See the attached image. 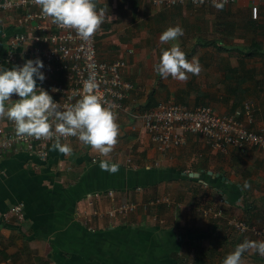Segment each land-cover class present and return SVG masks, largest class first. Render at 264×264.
<instances>
[{"label": "crops", "instance_id": "1", "mask_svg": "<svg viewBox=\"0 0 264 264\" xmlns=\"http://www.w3.org/2000/svg\"><path fill=\"white\" fill-rule=\"evenodd\" d=\"M147 1L96 0L97 8L106 10L97 31V56L124 62V79L134 86L117 114L120 134L107 158L119 164V171H102L100 161L105 158L71 140L61 141L71 146L70 155L48 145L45 162L23 149L4 153L0 213L23 203L25 216L22 223L0 225V264H190L187 256L197 250L202 255L194 261L208 264L203 251L216 249L213 254L222 255V247L233 244L222 231L228 219L259 221L264 228L263 152L231 148L217 153L199 136L185 135L184 145L161 153L141 118L165 102L188 109L208 107L218 116L241 110L250 100V130L264 129V54L248 55L253 40L262 41L264 52V31L259 32L264 6L254 27L247 10L253 0H239L222 10H157ZM176 25L184 35L162 44L160 35ZM15 32L10 16L2 14L0 59ZM173 43H179L189 60L199 58L198 76L188 74L181 82L154 71L162 51ZM19 99L13 94L14 102ZM245 182L250 187L245 188ZM108 191L118 205L134 201L156 206L113 220L107 217L112 206L105 197ZM206 209L221 211L222 217L206 218Z\"/></svg>", "mask_w": 264, "mask_h": 264}, {"label": "built area", "instance_id": "2", "mask_svg": "<svg viewBox=\"0 0 264 264\" xmlns=\"http://www.w3.org/2000/svg\"><path fill=\"white\" fill-rule=\"evenodd\" d=\"M238 1L227 0L225 6ZM147 2L157 10L184 6L215 8L213 0H203L202 3H193V0H148ZM247 10L249 20L256 22L258 7L255 2H251ZM2 14L10 16L16 34L8 37L0 66H6L10 70L16 65L23 66L27 60L40 59L45 66L41 72L46 78L43 82L37 79V86L48 91L55 102L62 105L74 104L85 94V85L92 84L103 101L116 114L123 109V104L129 98L134 86L124 79L123 72L126 69L124 62L103 61L98 58L97 32L89 39H83L74 29L60 27L53 23L52 18L43 16L40 6L36 5L34 0H0V16ZM53 88L58 91L53 92ZM252 113L253 107L250 102L243 103L241 110H236L230 115L218 116L208 107L197 106L188 109L182 105L165 102L143 113L141 118L151 142L161 153L184 145L185 135L199 136L209 150L217 153L224 154L231 148L242 151L256 149L264 153V129L259 132L250 130ZM4 119L5 117L0 118V159L4 153L18 148L40 162H45L47 147L54 143V140L17 137L14 122L8 119L10 124L6 125ZM67 140L81 142L74 136L61 138V141ZM105 197L112 205L107 217L113 220L118 217H129L139 209L149 211L156 206L153 202L141 204L134 201L118 205L115 203L113 191H108ZM163 203L171 206L165 201ZM94 214L99 215L96 211ZM202 214L211 220H219L222 217L221 211L216 212L212 209H206ZM24 216L23 203L11 205L6 212L0 213V225L22 223ZM225 222L238 234L254 235V232L246 229L241 221L228 219Z\"/></svg>", "mask_w": 264, "mask_h": 264}, {"label": "clouds", "instance_id": "3", "mask_svg": "<svg viewBox=\"0 0 264 264\" xmlns=\"http://www.w3.org/2000/svg\"><path fill=\"white\" fill-rule=\"evenodd\" d=\"M203 0H193L202 3ZM227 0L217 2L213 6L222 10ZM41 8V14L52 18L53 23L60 27L74 29L87 40L92 37L106 16L105 9H98L96 0H34ZM184 35L180 25L168 27L159 37L162 44L175 42ZM45 66L40 59L27 60L23 66H13L10 70L0 66V118L7 117L15 124L17 137H34L36 139L54 140V150L70 155L72 148L68 143H61L62 137L74 136L83 144L91 146L102 157V171L116 173L119 164L112 163L109 154L114 150L120 134L117 114L103 101L100 93L92 84H86L82 98L74 104H61L54 101L48 91L37 86L45 80L41 72ZM154 71L163 79L186 82L188 74L199 75L202 65L198 57L189 60L179 43H173L162 51L160 61ZM53 92L58 91L53 88ZM13 94L21 99L12 100ZM245 188L250 185L245 182ZM255 250L264 257V240H245L227 255L223 264H245L244 253Z\"/></svg>", "mask_w": 264, "mask_h": 264}, {"label": "rangeland", "instance_id": "4", "mask_svg": "<svg viewBox=\"0 0 264 264\" xmlns=\"http://www.w3.org/2000/svg\"><path fill=\"white\" fill-rule=\"evenodd\" d=\"M255 2V4L258 7L260 5L264 6V0H253ZM259 12V11H258ZM246 102H250L252 104V102L250 100L246 101ZM253 107V105H252ZM240 222V221H239ZM242 222L245 224L246 229H248L249 231L254 232V235L252 233H245V234H238L234 228H229L226 225L224 226V228H222V231L225 233V235H227L232 241L233 244H231V242H229L230 247L227 246V243L224 245V247H222V255L220 253L219 254H215L214 257H212L211 260H209L208 264H223L224 259L227 257L228 254H230L231 252H233L236 248L237 245L243 243L245 240H250V241H258V240H264V228H262V226L257 225V223H259V221H255L253 220L252 222H246L244 220H242ZM201 250H197V252L194 255H188L187 259L188 263L193 264L192 261H194V258L196 256L201 257ZM243 259L245 261V264H255V263H262L264 264V258L261 257L258 252H256L255 250H250L246 253H244L243 255Z\"/></svg>", "mask_w": 264, "mask_h": 264}, {"label": "trees", "instance_id": "5", "mask_svg": "<svg viewBox=\"0 0 264 264\" xmlns=\"http://www.w3.org/2000/svg\"><path fill=\"white\" fill-rule=\"evenodd\" d=\"M251 22V21H250ZM253 24L254 27L258 26L257 25V22H251V25ZM261 28V27H260ZM259 27H257V29H260ZM264 28V27H263ZM262 28V30H258L259 32H262L264 31V29ZM255 32V31H254ZM264 33V32H262ZM262 41H258V40H253L252 41V47H251V51L250 53H248V55H252V56H261V54H264V52L262 53ZM245 103V102H244ZM253 111H254V108H253ZM215 251H217L216 249H214L213 251H210V250H206V251H203V257L204 258H208L209 260L212 259V257H214V254L213 253H216ZM212 253V254H211ZM177 258V257H176ZM178 261V258L176 259ZM176 261V262H177ZM165 262H163L162 264H165ZM202 261L201 260H198L196 259L193 264H201ZM168 264H171V262H169ZM177 264V263H176Z\"/></svg>", "mask_w": 264, "mask_h": 264}, {"label": "water", "instance_id": "6", "mask_svg": "<svg viewBox=\"0 0 264 264\" xmlns=\"http://www.w3.org/2000/svg\"><path fill=\"white\" fill-rule=\"evenodd\" d=\"M189 177H190V175H189Z\"/></svg>", "mask_w": 264, "mask_h": 264}]
</instances>
